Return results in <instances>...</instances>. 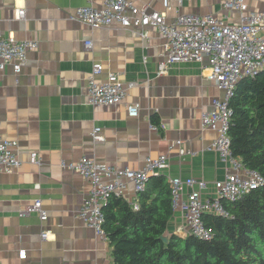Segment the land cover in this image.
Returning a JSON list of instances; mask_svg holds the SVG:
<instances>
[{
    "label": "crops",
    "instance_id": "crops-1",
    "mask_svg": "<svg viewBox=\"0 0 264 264\" xmlns=\"http://www.w3.org/2000/svg\"><path fill=\"white\" fill-rule=\"evenodd\" d=\"M101 1L0 0L1 33L37 41L18 74L10 65L0 71V136L17 141L20 160L11 172L0 171V264H111L106 236L76 215L88 182L61 161L86 155L138 169L146 157L166 154V167L153 174L202 178L207 182L204 195L212 194L213 181L228 170L210 146L216 132L200 127L201 112L210 109L212 98L223 95L207 78V60L174 63L157 74L165 39L156 29L145 27L141 36L134 27L95 28L69 19L76 7ZM130 1L167 20L181 13L237 19V12L224 9L219 0ZM246 1L249 9L264 8V0ZM18 8L24 9L23 18ZM94 62L102 65L97 80H105L108 73L119 77L126 92L121 102L88 103L87 78ZM130 103L139 104L136 117L127 114ZM152 116L159 125L152 123ZM94 127H100L97 137L92 135ZM33 151L40 163L30 162ZM121 195L132 203L133 185L128 183ZM35 199L47 211L42 222L35 212H19ZM183 227L181 214L174 210L166 234L185 235Z\"/></svg>",
    "mask_w": 264,
    "mask_h": 264
},
{
    "label": "built area",
    "instance_id": "built-area-1",
    "mask_svg": "<svg viewBox=\"0 0 264 264\" xmlns=\"http://www.w3.org/2000/svg\"><path fill=\"white\" fill-rule=\"evenodd\" d=\"M219 2L224 9L237 12L235 21H225L213 13H181L173 20H167L162 13L139 8L130 0H102L98 6H78L69 15V19L95 28L112 24L138 28L141 36H144L145 27L156 29L165 39V54L157 63V74L166 73L174 63L207 60L210 70L207 78L215 83L223 95L212 98L210 109L201 112L200 127L216 132L210 146L228 164V170L222 179L213 181L211 195H204L207 182L202 178L174 176L168 179L172 208L179 211L184 221L181 232L202 239L211 237L210 229L202 220L204 213L228 216L222 199L234 201L252 188L264 184V177L258 171L245 167L239 158L232 155L227 133L231 116L228 101L237 81L264 69V8L249 9L246 0ZM17 14L23 18L24 9L18 8ZM85 44L90 45V41ZM36 47L37 41L6 36L0 29V71L10 65L13 73L18 74L26 63L27 52ZM101 70V63L94 62L87 78L88 103L113 105L121 102L126 92L119 77L115 73H108L105 80H97L96 76ZM127 114L136 117L139 114V104H128ZM99 130L100 127H94L92 135L97 137ZM16 147V140L0 136V171L9 173L20 165ZM30 162L40 163L38 153H30ZM60 164L87 180V197L76 215L87 227L104 235L102 205L108 197L113 193L121 194L128 183L133 185L136 193L142 191L148 177L156 170L166 167L167 156H148L138 169L99 162L86 155L76 161H61ZM132 206L135 209L138 207L136 196ZM19 212L21 215L35 212L41 222L47 217L40 199H35ZM41 235L45 237L46 231ZM20 255H24L23 250Z\"/></svg>",
    "mask_w": 264,
    "mask_h": 264
},
{
    "label": "trees",
    "instance_id": "trees-1",
    "mask_svg": "<svg viewBox=\"0 0 264 264\" xmlns=\"http://www.w3.org/2000/svg\"><path fill=\"white\" fill-rule=\"evenodd\" d=\"M228 105L230 151L264 177V69L240 78ZM136 202L135 209L121 194L113 193L102 206L111 264H264V184L234 201L222 199L228 216L204 213L209 239L166 234L174 209L163 174L148 177L145 188L136 193Z\"/></svg>",
    "mask_w": 264,
    "mask_h": 264
},
{
    "label": "water",
    "instance_id": "water-1",
    "mask_svg": "<svg viewBox=\"0 0 264 264\" xmlns=\"http://www.w3.org/2000/svg\"><path fill=\"white\" fill-rule=\"evenodd\" d=\"M163 240H166V237L165 236H163Z\"/></svg>",
    "mask_w": 264,
    "mask_h": 264
}]
</instances>
